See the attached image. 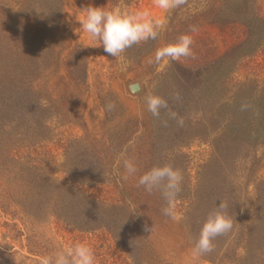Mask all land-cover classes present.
Here are the masks:
<instances>
[{"label": "rangeland", "instance_id": "374dc122", "mask_svg": "<svg viewBox=\"0 0 264 264\" xmlns=\"http://www.w3.org/2000/svg\"><path fill=\"white\" fill-rule=\"evenodd\" d=\"M89 5L147 9L154 19L164 17L165 26L156 39L133 45L119 58L111 57L102 46L95 47L79 23ZM4 12L14 19L4 20V25L19 21L9 9ZM23 14L26 29L29 24L38 26L37 13ZM262 18L264 0H186L167 14L152 0H65V37L59 46V37L53 38L57 32L50 37L52 46L65 48L61 66L50 75L33 73L40 76L39 91L46 88L42 94L50 101L52 116L44 133L48 139L37 151L50 178L61 185L67 172L97 171L101 184L90 185L88 192L85 187L86 192L101 197L106 205L128 206L126 210L133 209L144 224L154 228L158 224L159 236L154 240L171 264H254L255 254L261 260V253L254 250L260 242L264 247V136L246 132L240 113L255 115V100L264 89V45L253 56L249 47L256 38L261 45L264 42L263 30L256 28ZM244 23L256 28L249 36ZM181 34L191 35L194 56L155 62L156 50L175 43ZM80 55L87 59L86 84L77 74L72 81L69 78ZM222 62L230 64L233 72L207 91L208 73ZM50 64L53 68L56 62ZM134 83L141 88L137 93L130 91ZM149 94L167 101L158 117L147 110ZM125 159L138 169L128 179H124ZM164 164L182 173L175 218L163 214L167 202L159 191L149 193L138 186L141 174ZM221 201L235 218L232 231L215 238L212 252L194 257L200 229ZM53 223L56 240L75 235ZM92 237L98 252L120 254L99 233L84 234L83 243Z\"/></svg>", "mask_w": 264, "mask_h": 264}, {"label": "trees", "instance_id": "16d2710c", "mask_svg": "<svg viewBox=\"0 0 264 264\" xmlns=\"http://www.w3.org/2000/svg\"><path fill=\"white\" fill-rule=\"evenodd\" d=\"M64 7L65 0H0V230L3 231L0 264H41L44 257L83 243L84 234L96 233L106 236L120 254L112 256L102 253L101 249L98 252L92 237L87 245L94 252L95 264H171L170 259L159 252L154 240L159 236L158 224L155 229L135 218L138 217L136 212L126 210L128 206L106 205L101 197L87 193L92 188L90 185L101 184L97 171L67 172L65 183L56 185L39 160L37 151L48 139L44 133L48 131L52 114L48 109L50 101L42 94L46 88L39 91L41 78L33 73L50 75L61 66L65 48L52 46L50 37L52 32H57L53 38L59 37L57 46L62 44ZM7 9L19 21L4 25V20L14 21L6 16ZM22 10L37 13L38 26L29 24L26 29L21 21ZM259 23L256 28L264 33V18ZM243 27L248 36L256 29L245 23ZM263 45L257 38L250 42L251 55ZM37 47L39 54L35 52ZM54 61L52 68L50 63ZM86 61V57L80 55L77 63H73L71 81L77 74L82 84H86ZM232 72V66L222 62L219 68L208 73L207 91L218 81H227ZM258 93L256 114L240 113L245 117L242 124L245 131L257 137L264 136V89ZM85 187L89 188L87 192ZM261 222L264 224V218ZM51 223L75 235L56 240L51 233ZM146 226L149 231L145 230ZM252 237L261 239L255 234ZM262 244L260 242L254 250L261 253V260L254 255V264H264ZM248 245V249L252 248Z\"/></svg>", "mask_w": 264, "mask_h": 264}, {"label": "clouds", "instance_id": "9594fccd", "mask_svg": "<svg viewBox=\"0 0 264 264\" xmlns=\"http://www.w3.org/2000/svg\"><path fill=\"white\" fill-rule=\"evenodd\" d=\"M152 2L162 13L167 14L184 5L186 0H152ZM83 12L79 21L83 31L95 41V47L102 46L105 53L116 58L121 57V54L133 45L156 39L165 26L164 17L154 19L147 9L128 11L124 6L106 8L89 5L83 8ZM192 44L191 35L181 34L175 43L158 48L154 60L159 63L165 60H179L181 57H192L194 56ZM145 101L147 110L154 117H158L160 110L167 107V101L159 95L149 94ZM173 116L175 117V114ZM177 123L182 125L183 119L178 118ZM123 165L124 179H128L138 171L131 160L125 159ZM181 181V171L171 164H164L153 166L141 174L138 177V186H142L149 193L154 190L159 191L167 202V207L162 209L163 214L175 218V201L181 191ZM227 209V203L221 201L208 214L192 249L194 257L212 252L215 238L232 231L235 218L228 214ZM145 230L150 229L146 226ZM41 264H95V256L89 245L76 243L44 257Z\"/></svg>", "mask_w": 264, "mask_h": 264}, {"label": "water", "instance_id": "95a60500", "mask_svg": "<svg viewBox=\"0 0 264 264\" xmlns=\"http://www.w3.org/2000/svg\"><path fill=\"white\" fill-rule=\"evenodd\" d=\"M140 90H141V88H140L139 84L134 83V84L130 85V91H131L132 93H137V92H139Z\"/></svg>", "mask_w": 264, "mask_h": 264}]
</instances>
